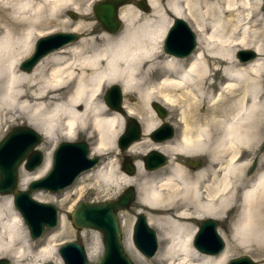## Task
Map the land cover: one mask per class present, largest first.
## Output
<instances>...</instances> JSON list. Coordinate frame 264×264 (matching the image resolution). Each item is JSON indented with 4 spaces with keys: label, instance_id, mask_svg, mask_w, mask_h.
<instances>
[{
    "label": "bare ground",
    "instance_id": "6f19581e",
    "mask_svg": "<svg viewBox=\"0 0 264 264\" xmlns=\"http://www.w3.org/2000/svg\"><path fill=\"white\" fill-rule=\"evenodd\" d=\"M88 1L0 0V134L22 120L53 143L73 140L80 132L94 136L92 151L101 154L115 147L125 116L136 118L144 136L128 148L137 158L135 175L119 172L110 162L85 173L110 189L136 186V214L148 208L147 221L157 230L159 243L157 252L143 260L132 241L127 211L120 212L124 249L138 264H226L237 248L228 236L218 254L200 253L193 237L196 221L224 220L234 207L232 239L244 250L264 245V153L257 150L264 135V27H258L259 21L264 24V0H147L145 6L142 0L135 7L131 0L119 7L123 27L115 34L88 22L76 43L23 70V59L34 41L54 28L49 26L52 21L67 7L87 10ZM177 17L188 21L197 36L195 50L184 57L163 50ZM79 27L74 24L72 29ZM245 49L256 53L248 63L237 57ZM113 85L121 88L125 111L102 99L105 88ZM157 102L172 107L179 125L175 135L160 142L151 137L161 125L153 108ZM210 148L209 156L218 165L211 166L207 182L206 170L190 173L177 164L176 153L189 156ZM149 150L170 155L176 163L150 171L144 167ZM247 151L257 160L252 175ZM50 154L46 152L35 172L20 173L21 189L51 169ZM2 197L0 256L11 258V264H63L56 241L64 237L65 217L60 215L56 229L32 242L12 197ZM83 238L92 261L100 239L97 234Z\"/></svg>",
    "mask_w": 264,
    "mask_h": 264
},
{
    "label": "water",
    "instance_id": "95a60500",
    "mask_svg": "<svg viewBox=\"0 0 264 264\" xmlns=\"http://www.w3.org/2000/svg\"><path fill=\"white\" fill-rule=\"evenodd\" d=\"M131 0H101L93 6V12L101 26L111 33L121 29L122 21L119 19V7ZM145 6V1L142 2ZM141 5V6H143ZM147 10V8L145 9ZM68 14L75 18V13ZM79 34L73 31H58L36 40L32 54L22 61L21 68L30 71L38 61L50 52L63 46L76 42ZM197 45V36L189 23L177 17L174 19L165 36L163 50L177 56H188ZM253 50H240L237 57L242 62H249L255 58ZM105 102L111 108L121 111V89L118 85L110 87L105 94ZM153 108L160 117L166 110L159 104ZM141 125L137 119L129 117L123 130L116 139V145L121 151L127 150L131 144L141 137ZM171 124L162 123L151 132L155 141H163L173 136ZM42 140L41 134L28 125L12 127L0 140V194H12L13 204L21 214L32 238H39L46 229L58 224V210L51 203L41 202L31 196L33 191L46 190L57 193L70 186L76 177L99 163V157L89 156V144L85 140L62 141L52 153V167L42 177L29 182L26 190L18 188L19 168L33 170L39 166L44 158L43 153L37 149ZM126 159L129 156H125ZM166 156L158 151H150L144 157L146 169H156L165 164ZM200 160L194 161L200 166ZM124 169L128 174H134V164L126 161ZM136 190L127 186L115 198L100 202L80 201L70 212L69 218L75 229H91L98 231L102 236L103 253L96 264H134L126 253L122 242V229L119 220L120 212L128 209L135 199ZM218 221L213 218L203 219L193 238V245L200 252L218 254L225 242L217 231ZM132 241L135 247L146 257L155 254L158 244L155 230L147 222L144 212L136 214ZM59 255L63 264H88L85 246L80 241H68L59 247ZM0 264H10L9 259L0 258ZM228 264H256L248 255L231 258Z\"/></svg>",
    "mask_w": 264,
    "mask_h": 264
},
{
    "label": "rangeland",
    "instance_id": "374dc122",
    "mask_svg": "<svg viewBox=\"0 0 264 264\" xmlns=\"http://www.w3.org/2000/svg\"><path fill=\"white\" fill-rule=\"evenodd\" d=\"M96 1H99V0H89L87 2V4H90V7L87 10H84L83 9L84 6L81 7V9L78 10V11L72 10L69 7L65 8V11L63 12L62 16H60L58 20L57 19L56 20L54 19L52 21L53 23H51L49 25L50 28L51 27H54V28L50 32L44 33L42 36H45L47 34H51V33L57 32V31H68V30L70 31V30H73L72 28H73V25L74 24H78V25H80V27L78 28V30L76 29L74 31L79 34V37H81V36L84 35L85 29L88 28V26L86 25L88 22H91V23L96 24V26H97L98 29L105 31V29H103V27L101 26V24L99 23V21L96 19L95 15H94V12H93V5H94V3ZM134 2H136V1L135 0L132 1L131 4L135 7L136 5H135ZM69 11H73L75 13V18H72L68 14ZM142 12L146 13V11H144V10ZM84 24H85V26H83ZM189 25H190V23H189ZM122 27H123V23H122L121 28ZM258 27H260V28L264 27V24H263V21L262 20L259 21ZM111 34H113V33H111ZM35 41H34V43H35ZM33 47H34V44H33ZM33 47H32V51H33ZM238 49H242V48H238ZM32 51H31V53H32ZM31 53L27 57H29L31 55ZM26 58H24L23 60H25ZM235 59H237L236 52H235ZM109 88L110 87H107L104 90V93H103V96H102L103 101H104L105 92ZM262 101L264 103V98H263ZM157 103L166 110V114L163 117H160L159 116L160 117L159 118L160 119V124L165 123V122L166 123H169V124L172 125V127L176 131L177 128H178L177 126H179V125H178L176 113L172 111V107L171 106H168V105H164L162 102H157ZM121 106L123 108V103H121ZM123 111H125L124 108H123ZM125 117H126V121H127V119L129 117L128 116H125ZM126 121H125V123H126ZM125 123H124V125H125ZM16 125H27V124L26 123H23L22 120H18V121L14 122V123H10L8 125V127H5L2 130V132L0 134V140L5 136V134L12 127H14ZM140 125H141V123H140ZM141 127H142V125H141ZM122 130H123V128H122ZM142 136H144V135L142 134ZM42 138L43 139L41 140L40 144L37 146V149H39L43 153L44 157H45L46 152H48V151L51 152L50 158H51V163H52V153H53L55 147L60 142L67 141V140H65L63 138H59V140L56 143L55 142L53 143L51 141H48L44 137H42ZM79 140H85L89 144V147H90L89 155L90 156L98 155V156L101 157V160L103 161V164L110 162L111 165L117 166V168H118L117 170L119 172H121V173H123L125 175H128V176L135 175L136 172L131 175V174H128L126 171L123 170V168H122L121 151L118 150V148H117L116 145H115V147L112 146V147L106 148V150H104V152H102L101 154H94L93 151H92V146L94 145V142H95V137L94 136L88 137V135L80 132V133H77L75 139L68 140V141H79ZM144 145L146 146L147 145V142H143V146ZM257 150H259V152H260L259 154L264 153V135L262 136L259 149H257ZM149 151H151V150H149ZM149 151H147V152H149ZM211 152H212V150L210 148L208 152H205V153L203 152V153H198V154H192V155H189L188 156L189 158H193V159H197L198 158V159L201 160V162H202L201 165L198 166V167L194 165V168H200L202 166L199 170H202V169L203 170H206V176H205V179H204L205 182L211 180V177L208 175V174L211 173V171H209L211 169V166H215L216 167L218 165V163H215L214 164L213 163L214 160L209 156V154ZM124 153L129 154L131 157H136V155H132L128 151H125ZM245 155H246L247 158L251 159L250 166H249V171L248 172H249V175H252L255 172L256 167H257L256 157L253 158V153H249L248 151L246 152ZM139 156L140 155H138V157ZM183 157H185V156H183ZM40 166L41 165L37 166L33 170H27L22 165L20 167V169H19V177H20V173L21 172L33 173ZM91 169H89V170H91ZM187 169H188V172H190V173L195 172L194 170H192L193 168L187 167ZM89 170H86V171L82 172L69 187L65 188L64 190H62L60 192L51 193V192L45 191V190H37V191H33L31 193V196L34 199L38 200V201L46 202V203H51V204L55 205L56 208H57V210H58L59 216L60 215H63L65 217V219H66L67 226H66L65 231L62 232V234H61L62 236L64 235V237H63V239H61L59 241H56V243H59L57 250H59V247L63 243L68 242V241H73V240L80 241L85 246V240L83 238V234H86L87 236H92L94 234H97V236L100 239V248H99V251H98V255L92 261H89V259H88V261H89L88 264H96V262L98 261L99 257L103 253V245H102V241H101L102 236H101V234L98 231H95V230H91V229H81V230L75 229L72 226L71 221H70V218H69L70 212L73 209V207L76 205V203H78L80 201L100 202V201H103V200L115 199L122 192V190L124 188H126L127 186H130L131 185V186H133L135 188L136 195H135V199L131 203L130 207L128 209H126L125 211H127L126 213H127L128 218H129V225L131 226V233H132L133 223H134V220H135V217H136V209H137V206H139V204L137 202V188H136L135 185L129 184V185L122 186V184H121V186H119V187L111 188L110 189L108 184H105L104 182H101L100 180L98 181L95 178L94 175H90V173H85L87 171L89 172ZM30 181H32V180H30ZM28 184H27L26 188L25 189H22V190H26L27 187H28ZM18 188L21 189L19 186H18ZM39 193H42V195H39ZM2 196H5V197L6 196H11L12 197V202H13V196H12V194H3V195L0 194V197L1 198H3ZM48 197H51V198L49 200H47ZM13 206H14V204H13ZM142 209H143V212H144V214H145V216L147 218V214H146L145 211H147L148 208L147 207H142ZM236 213H237V209H236V207H234L232 210H230V211L227 212L226 217H225L224 220L216 219L218 221L217 231H218L219 235L221 236V238L223 239V241L225 242V246H226V244L228 242V238H227V236H228L229 239H230V242L234 246L237 247L235 250H232L231 251V254H230V257H229L228 261L231 258H234V257H239V256H242V255H248L249 257L252 258L253 261L256 262V264H264V245H261L260 246V244H258V245L255 244V245H252V249L253 250H244V249H242V248H240L238 246V242L235 239H232V237H231L232 231H230V228L234 226V218H235ZM201 220L202 219L196 221V223H197L196 226H198V224H199V222ZM57 227H58V225L56 227L52 228V229H47L43 233V235L46 232L50 231V230L56 229ZM152 228L155 230L156 236H157V230L154 227H152ZM26 229H27V237L32 242H34V240L39 239V238H37V239L32 238L31 235L29 234V231H28L27 226H26ZM197 229H198V227H197ZM123 238H124V232L122 231V242H123ZM157 244H158V247H159L158 239H157ZM123 246H124V244H123ZM158 247H157V250H158ZM157 250H156V252H157ZM254 250H258V251L262 252L263 255L257 254ZM137 251L139 252V254L141 255V257L145 261H148L152 257V256L151 257H146L138 249H137ZM58 255H59V252H58ZM129 257L132 259V261H133L134 264H138V262L135 261L130 255H129ZM0 258L9 259L10 264L12 262L11 258H9L7 256H0ZM228 261H227V263H228ZM47 264H57V263L55 262V260H51V262H48Z\"/></svg>",
    "mask_w": 264,
    "mask_h": 264
},
{
    "label": "flooded vegetation",
    "instance_id": "af4514ba",
    "mask_svg": "<svg viewBox=\"0 0 264 264\" xmlns=\"http://www.w3.org/2000/svg\"><path fill=\"white\" fill-rule=\"evenodd\" d=\"M136 2H135V4L138 6L139 5V3H141L142 2V0H135ZM146 1L147 0H145V5H146ZM177 131L178 130H174V134L173 135H175L176 133H177ZM141 139H142V134H141ZM140 139V140H141ZM139 140V141H140ZM119 150V149H118ZM120 151V150H119ZM176 156H175V158H176V160H177V164H179V165H181L182 167H184V168H186L187 169V167H190V168H193L192 170H194V171H197L199 168H194V164H193V162L194 161H197V160H200V159H198L197 157V159H193V158H189L187 155H181V154H178V153H176L175 154ZM121 156H122V168H123V170H125L124 169V163H126V161H128V162H134L137 158L136 157H131L130 155H128V154H126V153H124V152H122L121 151ZM125 156H129V158L128 159H126V157ZM183 156H185V157H183ZM173 158H172V156H170V155H166V161H165V164L163 165V166H161L160 168H164V167H166V166H169L170 164H175L176 162L174 161V160H172ZM201 161V160H200ZM200 163H202V162H200ZM187 165V166H186ZM201 165V164H200ZM202 167V166H201ZM157 169H159V168H157ZM188 170V169H187ZM150 171H152V170H150Z\"/></svg>",
    "mask_w": 264,
    "mask_h": 264
}]
</instances>
